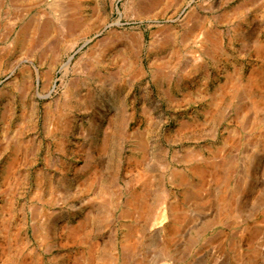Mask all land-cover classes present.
I'll list each match as a JSON object with an SVG mask.
<instances>
[{"label": "rangeland", "instance_id": "374dc122", "mask_svg": "<svg viewBox=\"0 0 264 264\" xmlns=\"http://www.w3.org/2000/svg\"><path fill=\"white\" fill-rule=\"evenodd\" d=\"M0 264H264V0H0Z\"/></svg>", "mask_w": 264, "mask_h": 264}]
</instances>
